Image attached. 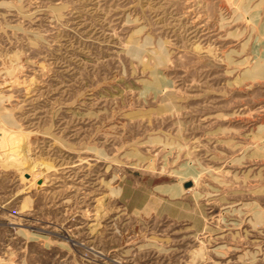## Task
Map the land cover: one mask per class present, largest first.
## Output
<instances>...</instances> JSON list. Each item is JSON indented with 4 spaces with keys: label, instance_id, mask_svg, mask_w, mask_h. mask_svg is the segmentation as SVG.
Here are the masks:
<instances>
[{
    "label": "rangeland",
    "instance_id": "1",
    "mask_svg": "<svg viewBox=\"0 0 264 264\" xmlns=\"http://www.w3.org/2000/svg\"><path fill=\"white\" fill-rule=\"evenodd\" d=\"M0 264H264V0H0Z\"/></svg>",
    "mask_w": 264,
    "mask_h": 264
}]
</instances>
